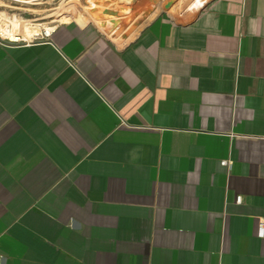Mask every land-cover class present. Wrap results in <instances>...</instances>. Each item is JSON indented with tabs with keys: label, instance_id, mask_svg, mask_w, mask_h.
<instances>
[{
	"label": "crops",
	"instance_id": "1",
	"mask_svg": "<svg viewBox=\"0 0 264 264\" xmlns=\"http://www.w3.org/2000/svg\"><path fill=\"white\" fill-rule=\"evenodd\" d=\"M118 31L0 44V264H264V0Z\"/></svg>",
	"mask_w": 264,
	"mask_h": 264
},
{
	"label": "rangeland",
	"instance_id": "2",
	"mask_svg": "<svg viewBox=\"0 0 264 264\" xmlns=\"http://www.w3.org/2000/svg\"><path fill=\"white\" fill-rule=\"evenodd\" d=\"M195 1L198 0H32L26 4L17 0H0V16L14 25L28 24L39 30L54 29L63 23L78 21L96 24L108 32L119 29V35L132 36V31L136 34L150 21L169 15L189 33L197 36L209 34L237 2L201 0L199 11L191 6ZM123 3H129L126 10L121 7ZM202 9L203 13L196 19Z\"/></svg>",
	"mask_w": 264,
	"mask_h": 264
},
{
	"label": "built area",
	"instance_id": "3",
	"mask_svg": "<svg viewBox=\"0 0 264 264\" xmlns=\"http://www.w3.org/2000/svg\"><path fill=\"white\" fill-rule=\"evenodd\" d=\"M12 26V23H9L0 16V44L15 46L18 48L29 47L35 44L49 45L51 34L55 29H40L38 33L31 36L30 39L27 40L17 29L13 28ZM221 167L226 168L229 171L232 169L230 162H222ZM236 203L240 204L241 198H238ZM263 236L264 222H261L258 228V237L262 238Z\"/></svg>",
	"mask_w": 264,
	"mask_h": 264
},
{
	"label": "bare ground",
	"instance_id": "4",
	"mask_svg": "<svg viewBox=\"0 0 264 264\" xmlns=\"http://www.w3.org/2000/svg\"><path fill=\"white\" fill-rule=\"evenodd\" d=\"M17 1H19V2H22V3H30L29 1H32V0H17ZM37 1V0H36ZM201 0H198V1H195L194 3H192L191 4V6L192 7H194L195 9H201V7H202V4H201ZM129 3H123L122 4V9L123 10H126L127 9V5H128ZM200 9H199V11H200ZM203 13V9L201 10V12L196 16V19H199V17L201 16V14ZM108 17H110V15H108ZM107 23H108V25H110V21L108 20L107 21ZM16 25H14L13 23H12V27L13 28H15V29H17L21 34H23L24 36H25V38L26 37H31V36H33V35H35L36 33H38L39 32V29L38 28H34L33 26H30V25H28V24H25V25H23V26H21V25H18L17 23H15ZM27 39V38H26Z\"/></svg>",
	"mask_w": 264,
	"mask_h": 264
}]
</instances>
